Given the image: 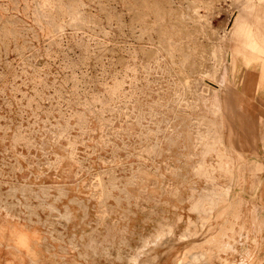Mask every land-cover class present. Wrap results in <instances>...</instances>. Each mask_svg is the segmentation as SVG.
Segmentation results:
<instances>
[{
    "label": "rangeland",
    "instance_id": "rangeland-1",
    "mask_svg": "<svg viewBox=\"0 0 264 264\" xmlns=\"http://www.w3.org/2000/svg\"><path fill=\"white\" fill-rule=\"evenodd\" d=\"M263 75L264 0H0V264H258Z\"/></svg>",
    "mask_w": 264,
    "mask_h": 264
},
{
    "label": "crops",
    "instance_id": "crops-1",
    "mask_svg": "<svg viewBox=\"0 0 264 264\" xmlns=\"http://www.w3.org/2000/svg\"><path fill=\"white\" fill-rule=\"evenodd\" d=\"M255 69L249 68L250 73L248 75L247 81L243 82V86H244L245 90H247V91H251L252 88L255 89V87L259 84V83H257L258 81H256L257 77L255 76V72H254ZM263 77H264V75H263ZM256 97H257V99H256ZM253 100L255 101V105L259 109H261V114H263V117H264V88L261 90H257L255 92ZM258 101L262 103L261 106L258 104ZM251 117H255V116L252 114ZM262 133L264 134V132L258 128L257 129L258 137L256 139L257 140V145H256L257 152L256 153H257L258 159L261 160L260 164H261L262 171L259 174V176L257 177V189L252 194H249L247 196L248 197H251V196L252 197H258L260 199V201L263 202L262 204H264V155H263L264 144H262L261 138L259 137V134H262ZM263 246H264V241H263ZM258 260H259L258 264H262V263L264 264V254H262V255L260 254ZM165 261L167 264H170V258L169 257L166 258Z\"/></svg>",
    "mask_w": 264,
    "mask_h": 264
}]
</instances>
